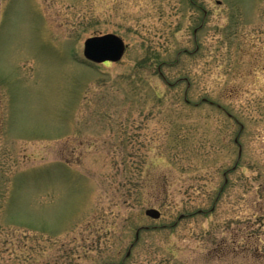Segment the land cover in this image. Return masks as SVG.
<instances>
[{
    "label": "rangeland",
    "instance_id": "374dc122",
    "mask_svg": "<svg viewBox=\"0 0 264 264\" xmlns=\"http://www.w3.org/2000/svg\"><path fill=\"white\" fill-rule=\"evenodd\" d=\"M104 263L264 264V0H0V264Z\"/></svg>",
    "mask_w": 264,
    "mask_h": 264
},
{
    "label": "water",
    "instance_id": "95a60500",
    "mask_svg": "<svg viewBox=\"0 0 264 264\" xmlns=\"http://www.w3.org/2000/svg\"><path fill=\"white\" fill-rule=\"evenodd\" d=\"M124 50L125 44L123 39L115 33H104L100 35L89 36L83 42L84 57L92 62L97 63L105 61H118L122 57ZM145 214L152 218H158L160 216V211L155 207H149L145 209ZM138 231L139 229L136 231L135 239L138 237Z\"/></svg>",
    "mask_w": 264,
    "mask_h": 264
},
{
    "label": "trees",
    "instance_id": "16d2710c",
    "mask_svg": "<svg viewBox=\"0 0 264 264\" xmlns=\"http://www.w3.org/2000/svg\"><path fill=\"white\" fill-rule=\"evenodd\" d=\"M156 189L158 193L162 192V193H166V190H167V185L166 184H156ZM157 193V194H158Z\"/></svg>",
    "mask_w": 264,
    "mask_h": 264
}]
</instances>
